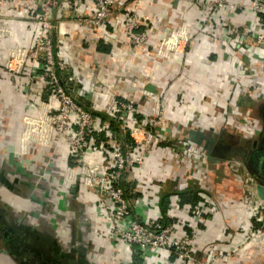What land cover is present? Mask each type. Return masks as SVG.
Returning a JSON list of instances; mask_svg holds the SVG:
<instances>
[{"label":"crops","instance_id":"1","mask_svg":"<svg viewBox=\"0 0 264 264\" xmlns=\"http://www.w3.org/2000/svg\"><path fill=\"white\" fill-rule=\"evenodd\" d=\"M206 1L141 0L140 29L149 37L146 51L141 52L129 47L123 36L130 0H115L102 32L83 22L93 14L90 4L74 10L62 0L53 10L57 25L55 58L62 81L69 83L71 96L85 108L94 110L99 106L97 117L102 124L108 121L107 111L113 102H133L140 116H148L150 102L140 92L145 89L161 96L164 114L174 126L172 143L185 141L191 130L203 134L226 130L243 140L253 138L260 128L259 114L264 115V49L252 43V35L244 28L252 21L246 8L236 12L211 11L200 5ZM233 1L248 5L254 0ZM9 6L2 9L0 18V24L14 33L13 38L0 43V172L4 171L12 182L7 174L10 152L31 172L45 166L46 158L62 169L70 158L61 140H54L44 150L29 145L28 156L19 154L23 118L36 116L37 103L46 99L48 91L38 79H29L35 72L31 66L20 77L10 76L2 69L7 48L15 44L31 46L39 28L34 8ZM181 27L189 36L186 51L173 53L170 58L158 57L159 41ZM248 54L252 55L250 62ZM242 63L246 71L241 68ZM243 86L248 88L250 100L247 105L244 99L234 104L233 88ZM104 137L100 131L91 140L98 146ZM107 152L96 151L92 157L103 162ZM176 157L170 145L160 146L152 153L132 186L128 201L133 211L147 208L154 221L182 222L184 228L178 235L192 236V261H180L163 251L137 253L133 247L113 240L106 217L96 208L95 195L78 182L75 200L66 186L51 191L48 198L37 190L35 195L42 197L45 207L25 199L26 187L17 185L19 190L11 192L0 184L2 221L13 229L21 218L27 229L26 242L34 249L30 251L40 253H17L16 247L13 252L4 251L0 246V264H41L52 241L68 251L72 235L87 246L90 264H202L211 250L224 256L218 264H264V245L251 238L257 227L252 216L259 201L256 183L234 177L228 169L231 160L211 163L202 151L189 162L194 174L184 179L185 171L179 169ZM185 192L193 193L194 203L182 202L180 196ZM78 210L82 219L77 216ZM10 237L15 241L13 233ZM14 245L18 247L17 243Z\"/></svg>","mask_w":264,"mask_h":264},{"label":"built area","instance_id":"2","mask_svg":"<svg viewBox=\"0 0 264 264\" xmlns=\"http://www.w3.org/2000/svg\"><path fill=\"white\" fill-rule=\"evenodd\" d=\"M61 1L0 0V18L4 7L24 5L36 10L39 25L31 46L15 44L7 48L2 57V69L10 76L20 77L24 75L27 66H31L35 72L29 75V79H38L46 85L48 91L46 99L37 103L36 116L23 118L24 130L19 139V154L25 156L31 143L48 147L54 140H61L70 158L62 172L63 185L69 187L80 182L91 190L96 198L97 210L106 217L108 233L113 240L133 247L137 253L163 251L180 261H192V236L178 235L184 224L154 221L147 208L145 211H133L122 183L132 187L141 176L148 157L163 145L174 148L177 165L185 171L184 179H189L195 171L189 162L202 149L186 141L171 144L170 136L174 133V126L164 114L161 96L148 90L140 89L141 94L150 102L148 116H140L133 102H113L107 111L108 121L102 124L97 117V110H100L98 105L94 110L86 109L75 101L69 93V83L63 82L59 75L61 68L55 58L54 36L57 25L53 20V10ZM65 1L74 10L85 3L90 4L93 14L83 22L96 32L105 30L115 5V0ZM140 3L141 0H130V8L125 14L123 36L129 47L145 52L149 37L140 29ZM200 5L211 11L236 12L239 8H246L252 21L244 28L252 35V43L264 49V0H254L248 5L237 4L233 0H208ZM13 37L12 29L0 24V43ZM188 44V32L181 27L159 41L156 55L170 58L173 53H184ZM247 57L250 62L252 55L248 54ZM241 68H246L244 63ZM69 81L72 82L73 78ZM233 91L234 104L244 99L246 105L250 100L247 87L233 88ZM111 122L117 125L122 134L120 139L111 130ZM100 131L105 137L97 146L91 138ZM103 149L108 150L107 156L103 162H98L92 157V153ZM228 169L234 177L253 182L238 160L232 159L228 163ZM252 216L257 227L251 238L259 239L264 245V200L259 199ZM222 257L224 256L219 251L211 250L208 259L202 264H218Z\"/></svg>","mask_w":264,"mask_h":264},{"label":"water","instance_id":"3","mask_svg":"<svg viewBox=\"0 0 264 264\" xmlns=\"http://www.w3.org/2000/svg\"><path fill=\"white\" fill-rule=\"evenodd\" d=\"M262 135L264 136V128L263 133H261V136ZM234 137L235 135L229 134L226 130H222L220 134L212 133L211 135L203 134L201 131L191 130L185 141L200 147L202 151L205 152L208 161L211 163H217L225 160H232L233 157H235L231 144V140H233ZM259 140V145L262 146L264 144V138L261 137ZM256 143L258 142L253 144V148L256 147ZM243 162L247 170L252 175L256 176L258 171L256 168L260 167L262 161L258 159L252 160L250 157L249 160L243 159ZM7 164L10 167V170L7 172V174L13 178V181L10 182L5 176L4 171H2L0 172V184L4 185V187H6L11 192L14 191V187L17 185L26 187L31 191V194L25 196L30 201L45 207L46 203L43 200H38L37 196L33 193L36 189L41 188L40 184L31 182L34 177L33 173L31 171H26L22 164L15 161L14 153L12 152L8 154ZM40 171L41 170L39 169L38 172L40 173ZM261 174L264 175V170L261 171ZM67 191L70 193L71 198L75 200L76 185H70L67 187ZM256 193L259 199L264 200V182L256 183ZM47 197L48 194L45 195V198ZM1 218L3 217H0V246L3 247L4 251H7L6 249H10V252H13V247H16L19 249L17 253L22 252L32 255L37 253L40 254L37 250H35V254L33 251H30L34 249L26 242L28 239L27 229L23 226L21 218L14 224L13 229H10V227L6 225V223L2 221ZM10 233L14 234L15 241L13 242L11 241ZM16 243L18 244V247L17 245H14ZM52 243V246H48L47 250L44 251L43 263L41 264H90L86 258L87 246L82 245L80 240L77 242L73 237L68 251L62 250L61 247H59L57 241H52ZM35 259L38 258L35 257Z\"/></svg>","mask_w":264,"mask_h":264},{"label":"flooded vegetation","instance_id":"4","mask_svg":"<svg viewBox=\"0 0 264 264\" xmlns=\"http://www.w3.org/2000/svg\"><path fill=\"white\" fill-rule=\"evenodd\" d=\"M259 121H260V128L257 130V133L253 138L243 140L241 137L239 138L238 136H235L233 138V140H231L232 149H233V153L235 156V157H233V159H236L241 163V165L247 171L251 180L254 183L264 182V175L261 174V171L264 170L263 169V166H264V144L262 146L259 145V141H260L259 139L261 137L264 138L263 135L261 136V133H263V128H264V115L263 114H259ZM209 135H211V134H209ZM223 139H225V138H223ZM255 142H258V143H256V147L253 148L252 146ZM250 157L252 160L258 159V160L262 161L260 167L256 168L258 170L257 174H256L257 177L252 175L244 165L243 159L249 160ZM253 162H255V161H253ZM45 163H46L45 166L40 167V170H41L40 173L38 172L39 169L37 170V172L32 171L34 177L31 180V182H33L35 184H40V186H41L40 189H36L33 192L34 194L38 190V191H41L44 196L46 194H48V197H49L51 191H53V192L59 191L62 187H64V185L62 183V180H59L61 178L62 168H60L56 164V162H54V161L52 162L48 158L45 159ZM255 166H256V164H255ZM45 175H47V179L44 178ZM18 188H19L18 186H15L14 190L17 191V190H19ZM30 194H31V191L29 189H27L26 196H28ZM25 199L30 204L35 203V202L30 201L27 197ZM37 199L41 200L42 197L38 198V196H37ZM77 216L79 219H82V215L79 214V210L77 212ZM72 237H73V235L70 237V243L72 241ZM33 252H35V251H33Z\"/></svg>","mask_w":264,"mask_h":264},{"label":"trees","instance_id":"5","mask_svg":"<svg viewBox=\"0 0 264 264\" xmlns=\"http://www.w3.org/2000/svg\"><path fill=\"white\" fill-rule=\"evenodd\" d=\"M79 104V103H78ZM80 105V104H79ZM85 108V107H84ZM86 109H88V108H86ZM110 128H111V130L112 131H114L115 132V134L118 136V138L120 139L121 138V135H120V133H119V130H117L118 129V127H117V125L115 124V123H112L111 122V124H110ZM129 140H128V138H126V142H128ZM122 186L124 187V189H125V191H126V195H127V197H128V194H129V192L131 191V189H132V187H130L129 185H127V184H125V183H122ZM193 194V193H192ZM191 193H189V192H185L184 194H182L180 197H181V200H182V202H190V203H194L195 202V200H196V197L194 196V195H192ZM164 204H165V202H164ZM165 209V208H164ZM164 211V210H163Z\"/></svg>","mask_w":264,"mask_h":264},{"label":"rangeland","instance_id":"6","mask_svg":"<svg viewBox=\"0 0 264 264\" xmlns=\"http://www.w3.org/2000/svg\"><path fill=\"white\" fill-rule=\"evenodd\" d=\"M243 103H244V102H243ZM246 105H247V104H246ZM254 117H255V116H254ZM255 118H257V117H255ZM23 130H24V129H23ZM22 132H23V131H22ZM19 143H20V142H19ZM19 143H18V147H17L18 149H19ZM171 144H175V143H172V142H171ZM29 145H31L32 148H40V147H41V149H43V150L45 149V146H42V145L37 146L35 143H31V144H29ZM29 145H28V150H27V154H26V156L29 155ZM31 146H30V147H31ZM49 146H52V145L49 144L48 147H49ZM48 149H49V148H48ZM52 151H53V150H52ZM49 155H50V154H49ZM64 167H65V166H64ZM64 167H63V169H62V171H61V176H63V173H62V172H63V170H64ZM61 178H62V177H61Z\"/></svg>","mask_w":264,"mask_h":264}]
</instances>
